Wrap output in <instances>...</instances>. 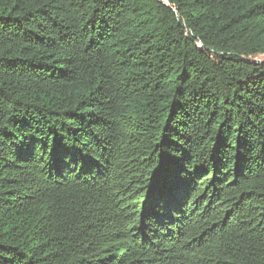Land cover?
<instances>
[{"label":"trees","instance_id":"1","mask_svg":"<svg viewBox=\"0 0 264 264\" xmlns=\"http://www.w3.org/2000/svg\"><path fill=\"white\" fill-rule=\"evenodd\" d=\"M0 264H264V0H0Z\"/></svg>","mask_w":264,"mask_h":264},{"label":"snow or ice","instance_id":"2","mask_svg":"<svg viewBox=\"0 0 264 264\" xmlns=\"http://www.w3.org/2000/svg\"><path fill=\"white\" fill-rule=\"evenodd\" d=\"M164 2H165V3H167V2H168V0H164Z\"/></svg>","mask_w":264,"mask_h":264}]
</instances>
